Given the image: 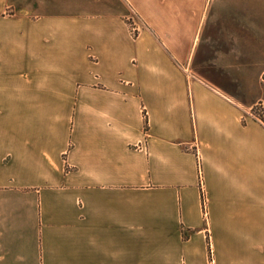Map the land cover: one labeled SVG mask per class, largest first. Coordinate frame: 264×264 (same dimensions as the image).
<instances>
[{
	"label": "crops",
	"instance_id": "obj_1",
	"mask_svg": "<svg viewBox=\"0 0 264 264\" xmlns=\"http://www.w3.org/2000/svg\"><path fill=\"white\" fill-rule=\"evenodd\" d=\"M263 73L264 0H0V264H264Z\"/></svg>",
	"mask_w": 264,
	"mask_h": 264
},
{
	"label": "built area",
	"instance_id": "obj_2",
	"mask_svg": "<svg viewBox=\"0 0 264 264\" xmlns=\"http://www.w3.org/2000/svg\"><path fill=\"white\" fill-rule=\"evenodd\" d=\"M130 22H131L132 33L134 35L138 34L141 31V26L132 20ZM254 117L259 119L260 121L264 122V120L261 119L260 117H257V116H254ZM197 160H198V169H199V182H200V186L204 192L205 177H204V172H203L202 157H201L200 152L198 150H197ZM203 208H204L205 217L207 218L208 217V205H207V200L205 198L203 201ZM212 263H214V260H212Z\"/></svg>",
	"mask_w": 264,
	"mask_h": 264
},
{
	"label": "rangeland",
	"instance_id": "obj_3",
	"mask_svg": "<svg viewBox=\"0 0 264 264\" xmlns=\"http://www.w3.org/2000/svg\"><path fill=\"white\" fill-rule=\"evenodd\" d=\"M260 81L264 85V73L261 74ZM249 115H251L252 117L257 116V117H260L261 119L264 120V100L263 99L258 101L255 105H253V107L250 108ZM209 249H210V254H209L210 264H215V261H214V263H212V260H214L213 249L211 248V246Z\"/></svg>",
	"mask_w": 264,
	"mask_h": 264
}]
</instances>
